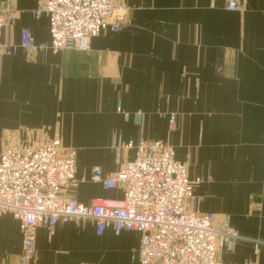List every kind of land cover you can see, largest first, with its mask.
<instances>
[{"label":"crops","instance_id":"obj_1","mask_svg":"<svg viewBox=\"0 0 264 264\" xmlns=\"http://www.w3.org/2000/svg\"><path fill=\"white\" fill-rule=\"evenodd\" d=\"M10 2L16 18L1 43L18 44L28 29L49 42L39 0ZM129 25L91 39L85 52L48 49L0 57V156L23 142L58 139L76 151L75 180L62 194L85 205L120 206L122 191L90 181L93 169L119 170L133 150L116 155L118 140L161 141L186 165L198 211L215 215L240 236L264 241V0H120ZM131 116L125 119L117 107ZM140 112L136 121L134 113ZM175 114L174 129L168 116ZM19 223L0 215V264H17ZM139 236L91 223L39 227L30 264H138ZM222 264H264V247L238 241L220 249Z\"/></svg>","mask_w":264,"mask_h":264},{"label":"built area","instance_id":"obj_2","mask_svg":"<svg viewBox=\"0 0 264 264\" xmlns=\"http://www.w3.org/2000/svg\"><path fill=\"white\" fill-rule=\"evenodd\" d=\"M226 9L241 10V0H225ZM120 0H39L33 18L45 16L49 42L34 44L28 29H21L18 44L1 43L0 57L17 51L35 53L85 52L101 32H117L129 25ZM16 18L11 3H0V37ZM116 111L128 119L131 115ZM139 120L140 112L134 113ZM168 116V130L175 126ZM133 150L134 157L119 170L104 175L93 169L91 182L122 191L120 206L85 205L64 196L62 189L75 180L76 151L63 148L58 139L23 142L0 156V215L9 213L19 223L22 237L17 264H30L36 231L44 227L52 237L58 223H91L97 236L111 230L115 236L133 232L139 246L130 259L138 264H222L220 249L231 251L238 241L252 243L254 252L264 241L240 236L226 222L216 225L215 215L198 211L194 190L200 179L188 178L186 165L175 159L174 149L161 141L118 140L115 151ZM252 264V263H245Z\"/></svg>","mask_w":264,"mask_h":264}]
</instances>
